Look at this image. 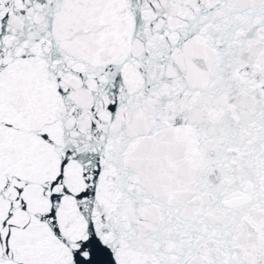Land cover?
I'll return each instance as SVG.
<instances>
[{
  "label": "snow or ice",
  "instance_id": "1",
  "mask_svg": "<svg viewBox=\"0 0 264 264\" xmlns=\"http://www.w3.org/2000/svg\"><path fill=\"white\" fill-rule=\"evenodd\" d=\"M0 264H264V0H0Z\"/></svg>",
  "mask_w": 264,
  "mask_h": 264
}]
</instances>
